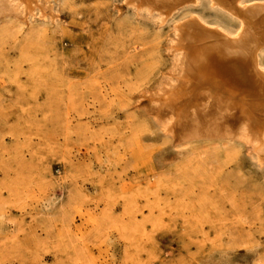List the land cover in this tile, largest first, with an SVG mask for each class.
Returning a JSON list of instances; mask_svg holds the SVG:
<instances>
[{
    "label": "rangeland",
    "instance_id": "374dc122",
    "mask_svg": "<svg viewBox=\"0 0 264 264\" xmlns=\"http://www.w3.org/2000/svg\"><path fill=\"white\" fill-rule=\"evenodd\" d=\"M7 1L0 264H264V151L214 115L165 131L153 100L182 19H237L207 0L162 25L124 0Z\"/></svg>",
    "mask_w": 264,
    "mask_h": 264
},
{
    "label": "bare ground",
    "instance_id": "6f19581e",
    "mask_svg": "<svg viewBox=\"0 0 264 264\" xmlns=\"http://www.w3.org/2000/svg\"><path fill=\"white\" fill-rule=\"evenodd\" d=\"M21 1H24L22 6L27 9L22 7L25 13H33L39 8L41 12L38 14L44 16L42 5H39L37 0ZM21 1L7 2L14 3L15 7ZM200 1L124 0L134 8L133 11L148 14L161 25L177 11L197 5ZM207 1L212 8L229 11L228 13L237 19L238 28L236 32H230L225 30L224 26L220 27L221 25L216 27V24L209 23L210 26L204 22L205 18L203 21L200 16L193 14L185 20L179 19V24L176 22L173 33L175 39L172 41L176 74L173 81L167 83L166 85H169L157 91L153 97L154 102H158L157 112L163 111L167 114L163 122L165 131H170L171 128H185L188 124L196 130L200 121L210 115L219 120L232 119L237 124V138L250 145L254 151L263 152L264 1ZM3 2L4 0H0V12ZM17 6L16 9H19Z\"/></svg>",
    "mask_w": 264,
    "mask_h": 264
}]
</instances>
